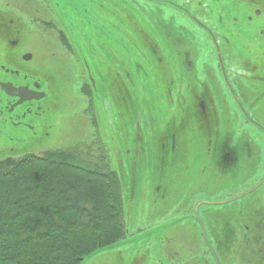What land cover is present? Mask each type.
<instances>
[{"label":"flooded vegetation","instance_id":"obj_1","mask_svg":"<svg viewBox=\"0 0 264 264\" xmlns=\"http://www.w3.org/2000/svg\"><path fill=\"white\" fill-rule=\"evenodd\" d=\"M126 1L160 25L166 53L156 41L151 55L134 42L141 18L130 10L108 27L132 33L107 44L93 16L110 15L113 0H0V153L44 145L57 86L73 81L93 131L88 145L108 143L133 158L129 199L145 148L161 183L153 200L175 205L161 222L123 229L117 242L140 236L145 264H264V0ZM189 36L208 47L179 49V37ZM109 92L126 145L119 149L109 134Z\"/></svg>","mask_w":264,"mask_h":264},{"label":"trees","instance_id":"obj_2","mask_svg":"<svg viewBox=\"0 0 264 264\" xmlns=\"http://www.w3.org/2000/svg\"><path fill=\"white\" fill-rule=\"evenodd\" d=\"M76 156L0 159V264H80L121 238L119 177Z\"/></svg>","mask_w":264,"mask_h":264},{"label":"rangeland","instance_id":"obj_3","mask_svg":"<svg viewBox=\"0 0 264 264\" xmlns=\"http://www.w3.org/2000/svg\"><path fill=\"white\" fill-rule=\"evenodd\" d=\"M81 1V0H79ZM113 3L115 5V9L113 12H110L107 16L97 17L93 16V22L99 23L104 26L105 32L109 34L108 36L105 32L96 33L97 36H108L105 37L107 44L109 42L114 41V37H116V40L119 41L124 38V31L127 33H132L131 31L128 32L125 27H122L119 29H115L114 26H110L108 24H112V22H122L123 20V14L124 12H129V10L134 13L141 21H136L137 26L135 29V35L132 33L131 37H136V40H139L143 42V47L145 48V51L150 54L151 49L154 47L152 45V42L156 41V46L158 50L161 52H167L169 50L168 45L164 41L165 39H159L162 36L160 25L154 21L147 19L144 15L143 9L137 6V4L134 5L127 2L126 0H113ZM117 11V12H115ZM142 12V13H141ZM144 20H147L146 23ZM164 24L171 23L168 22V20L163 19ZM178 22L185 24L178 20ZM79 26L78 24H76ZM106 26V27H105ZM117 26V25H116ZM123 26V25H122ZM145 26L147 28L146 33L144 32ZM118 27V26H117ZM181 28V27H180ZM80 32L84 33L81 29H79ZM85 34V33H84ZM153 36L156 40H150L146 41L145 37L147 36ZM133 37V39H134ZM138 37V38H137ZM181 42V45L179 49L186 50L189 48H198L203 49L208 47V43L205 41L204 37L202 36H194L191 40L189 37H179ZM95 41H98L97 37L95 36ZM100 41V40H99ZM139 41H136L139 43ZM135 42V39H134ZM52 43L55 45H58V39L52 38ZM148 49V50H147ZM142 54L146 56V54L142 51ZM151 55V54H150ZM175 63L170 65L169 67H175ZM64 68H62V74H57L59 77L64 78L68 70H66L67 66L63 65ZM70 70H73L70 68ZM71 72V71H70ZM72 81V79H71ZM61 84V85H60ZM57 86L58 89V100L56 102L57 107L53 110L54 122H53V128L54 132H51V138L46 141L44 145L39 147L38 149H20L17 152H8V153H0V159L1 158H7L8 156H11L13 158L19 159V157L28 155V154H35V155H41L42 153L46 151H52V150H70L72 152H75L77 154V158L81 161L86 162H96L99 161L100 158H102V165L107 167V170L113 171L117 177H119L120 181V188H121V197L123 199V224H124V231L126 229V232L131 233L132 230H135L138 226H142L146 223L153 224L156 222L163 221L162 219V213H166V217L170 214L175 213V205L173 203L167 204L162 206L160 204V201L153 200V197H157L158 195L151 193L155 190V187L157 184H161L158 180H156L154 176V167H153V159L154 156L150 153H146L147 149L144 148L143 152H139V156L135 158L137 160V166L138 170L136 171L135 177L137 179V182H140L138 193L134 191V200L129 199V180H130V174H131V161L133 158H126L120 155L111 153L109 151V148L111 150V146L106 144H95V145H88V143L91 142L93 135L91 134L93 131L91 129L90 124L86 123V120L88 119L86 115L83 113L84 107L86 105L85 99L79 95V92L77 91L78 84L75 82L66 83V82H60ZM62 88V89H61ZM62 90V91H61ZM108 92V90H107ZM110 97L105 96V101L107 102V108H109V112L112 113L111 119L109 123H112L113 128L109 129V134L111 136L115 137L113 140H117L115 146L117 149L126 146L124 144L123 139V133L120 131L118 126L122 125L121 122L115 121V110H116V104H115V97L117 95H113V92H109ZM123 122L127 124L126 119H123ZM129 126V125H128ZM152 140L151 134L149 135L148 140ZM148 140L146 143H148ZM44 142V141H43ZM75 144V146H74ZM150 146L151 144L148 143ZM151 148V146H150ZM149 148V150H150ZM166 168L169 169L167 166ZM157 183V184H156ZM144 188V189H143ZM165 190V189H163ZM162 190V192H163ZM150 193H149V192ZM153 196V197H152ZM153 200V201H152ZM177 205V203H176ZM188 204L185 203L184 206H178L181 210H184L187 207ZM171 216V215H170ZM140 217V220L137 221V219ZM148 218V220H151L148 222V220H145ZM172 224V223H169ZM165 226H167L165 224ZM164 227V226H162ZM117 246L111 247L110 249L101 250L100 252L94 254L85 264H145L147 259V253H146V259L143 257L145 252L142 251L144 249L142 238L138 235H132L130 238L128 237V240H121L115 244H118ZM141 258V260H139ZM144 259V260H143Z\"/></svg>","mask_w":264,"mask_h":264},{"label":"water","instance_id":"obj_4","mask_svg":"<svg viewBox=\"0 0 264 264\" xmlns=\"http://www.w3.org/2000/svg\"><path fill=\"white\" fill-rule=\"evenodd\" d=\"M117 245H119V243L118 244H111L108 247L100 248V250H96L95 252L90 253L89 256L85 257L80 264H85L89 260V258L94 256V254L100 252L101 250L110 249L111 247H114V246H117Z\"/></svg>","mask_w":264,"mask_h":264}]
</instances>
